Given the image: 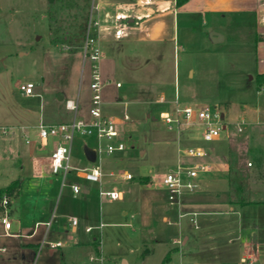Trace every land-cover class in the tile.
<instances>
[{
  "label": "rangeland",
  "instance_id": "374dc122",
  "mask_svg": "<svg viewBox=\"0 0 264 264\" xmlns=\"http://www.w3.org/2000/svg\"><path fill=\"white\" fill-rule=\"evenodd\" d=\"M47 6V0H0V54L8 56L4 63L0 62L1 117L31 101L40 109L42 98L21 96L20 82L24 81L36 83V87L43 88V95L57 102L65 95V100L58 102L63 107L61 112L66 100L76 99L80 91L79 114L89 112L91 66L89 60L84 63L83 43L90 20L99 21L97 36L102 51L100 69L104 90L107 85L113 86V91L122 95L147 85L154 88L151 91L154 96L163 92L168 99L178 97L182 106L212 109L216 106L221 111L228 109L229 104L225 102L235 104L251 98L242 88L248 80L245 71L252 67L254 60L251 41L241 42L235 35L216 43L210 40L211 35H206L207 23L194 22L198 28L190 32L185 18L180 20L176 39L167 37L165 41L155 36L130 34L128 24L124 26L121 20L103 21L98 15L96 0H53L49 16ZM229 19L234 18L227 16L226 20H219ZM28 50L29 55L20 56V51ZM117 81L122 82V88H115ZM167 107L171 109L170 105ZM161 109L157 104L138 102L113 109L117 114L127 113L130 117L127 124L119 126L127 155L124 152L103 154L98 163L107 174L133 176L131 180L104 177L103 187L122 191V199H104L99 195V184H90L72 174L67 175V185L62 187L63 172L54 175L52 182H39L33 192L48 200L45 221H52V226L48 232L47 227L42 226L32 239L1 235L0 248L5 249L0 250V264H127L124 260L128 264L197 261L227 264L235 261L238 257L234 245L238 241L229 242V239L239 234V205L259 199L255 190L257 179L264 173V154H258L257 148L264 147L259 139L264 126L255 124V116L248 110L244 115L252 122L239 131L240 113L232 110L226 114L223 123L227 124V130L222 137L226 143L219 145L222 155L227 153L228 162H234L232 167L235 166L236 171L230 173V188L226 190L223 183H218L210 192L189 196V201H205L207 205L195 208L199 212V229H195L189 216L181 219L180 228L162 220L169 213L167 193L158 181L153 183L152 177L175 166L179 150L191 146L195 139L202 140L204 128L196 125L169 130L159 116ZM149 112L156 118L148 117ZM1 124L6 123L0 119ZM2 137L0 128V139ZM75 143L76 147H81L79 138L76 137ZM141 149L146 151L145 155H141ZM78 157L80 155L74 153L72 164L78 162ZM13 162L10 160L9 165ZM239 169L242 172L238 175ZM71 183L89 185L91 194L86 199L75 195L69 187ZM146 191L157 197L158 210L146 212L143 203L135 200ZM84 203L89 205L88 212L81 206ZM232 206L235 211L231 210ZM124 210L128 215L123 214ZM86 212L88 215L84 216ZM75 215L79 224L73 232L71 217ZM88 226L94 227L91 232L86 230ZM179 228L189 233L190 246L179 247L172 243L173 239L183 237L175 232ZM29 241L38 245H22ZM54 241H60L62 248H56L54 255L47 254V248ZM41 244L44 247L40 251ZM256 253L255 264H264V246H259ZM206 255L213 258L207 259Z\"/></svg>",
  "mask_w": 264,
  "mask_h": 264
},
{
  "label": "crops",
  "instance_id": "0c3cea01",
  "mask_svg": "<svg viewBox=\"0 0 264 264\" xmlns=\"http://www.w3.org/2000/svg\"><path fill=\"white\" fill-rule=\"evenodd\" d=\"M47 4L46 13L48 14L49 7L53 4V0H47ZM96 8L99 17H101L103 21L115 19L117 21L121 20L124 26L128 24V27L126 28L130 34L146 35V37L155 36L164 39L165 41H167V37H173L176 39L178 28L180 27V20L185 18L188 21L187 27L190 32H195L198 28L197 25L207 23L208 30L206 35L210 36L213 32H217L223 37V41L221 42H225L227 36L230 37L235 35L241 39V42H253V65L245 71L248 80L246 85L244 84L242 87L245 88V91L247 90V92L251 94V98H245L246 100L235 104L225 102L226 104H229L228 109L222 110V112L224 117L232 110L239 112L241 115L240 119H246L249 124L252 121L249 122L244 113L251 110L252 114L255 116V124L264 126V85L259 88L256 82L257 74L264 73V0H188L183 4H178L177 0H96ZM227 16H233L234 19L221 21L222 19L226 20ZM220 18L221 20H219ZM194 22H200V24L197 23L196 25ZM29 53H31L30 50L20 51V56L23 57L29 55ZM7 57L8 56L0 54V62L4 63L5 60H7ZM190 72L193 73L192 70H190ZM24 82H20V84ZM117 83H121V86H117ZM122 87V82L117 81L115 88ZM153 89L154 88L151 86L140 85L136 90L129 93L124 92L122 95H119L117 91H113V86L110 87L107 85L105 90L103 89V113L105 115L122 118L127 113H124V115L117 114L116 112H113L116 111L113 110L114 107L121 105H125L126 107L131 102L150 105L157 104L162 108L161 111L168 109L167 106L169 105L172 108L170 102L174 99H168L163 92L154 96V93L151 92ZM35 92L36 95L28 96L21 91V96L28 99H34L36 97L42 98L40 109L38 108L37 103L34 107V104L31 101V103L25 106L22 105L18 107L17 111L11 110L5 116H0V119L6 123L0 125L2 134L4 135V137L0 139V162L2 164L0 166L2 168L0 172V189L8 187L16 180L20 181L19 188L11 196V202L9 205L10 219L12 222L11 229L7 231L4 225L0 222V237L1 235H20L21 237L32 239L42 226L47 227V232L52 226V221L50 226L45 224L48 222L45 221L48 214V200L46 197L34 193L33 190L39 182L47 180H50L51 182L53 181L54 175L51 172V155L57 144L60 142V139L57 137H50L48 140L42 141L39 137V125H54L70 122L76 114L67 107L66 103L63 109L64 112L63 110L61 112L63 107L61 108V105L59 106L58 102L61 104V102L65 100V95H62L63 98H58L59 101L57 102V100L52 99V97L50 99V97L43 95L44 92L42 87H36ZM159 95H164L167 98V102L160 103ZM67 100L78 102V107L80 109V91L76 99L69 98ZM104 106H106L107 109L109 108V110L106 111ZM79 109L76 116L84 117L86 119L90 118L88 112H83L80 115ZM147 116L152 117L153 119L156 118V115L150 112ZM128 122L129 121L122 125H125ZM4 128L9 131H14V134L5 135L3 133ZM77 138H79L81 147H76L78 145L75 143V138L72 146V158L74 157V153L77 155L79 154L80 157H78L77 163L73 162V165L78 167L90 166L93 162H90L87 159L84 149L85 147H88L94 150L97 146V140L95 137L77 136ZM259 139L260 142L264 144V130L259 133ZM223 141L224 140L221 139L208 145L212 153L210 152L207 161L211 163L212 170L204 175L201 189L195 195H201L203 192L212 191L218 183H223L226 190L230 188V173L233 170H236L234 168L235 166L232 167L228 162L226 156L227 153H225L226 146L225 149H223L225 154L222 155L221 153L222 148L219 144ZM191 145L207 144L204 143L203 140L195 139ZM80 149L82 150L80 151ZM257 149L258 154H264V147L259 146ZM140 153L141 155H145L146 151L141 149ZM124 154L127 155V151H125ZM180 159H182V157L179 153L177 163ZM10 160L14 162L9 165ZM215 160L220 161L215 162ZM15 162H17L16 165ZM110 173H105L104 177H115L111 176ZM69 174L86 181L75 171H71ZM257 180L258 188L255 190V194L259 196V199L251 203L248 201L249 204L241 203L239 205L240 210H238V214L241 218L239 222V234L236 238H233L234 240L232 238L229 239V242H234L235 240L238 241L236 245L233 244L234 252L237 253L238 257L235 261H238L244 254L250 251H253L257 256L256 250L258 247L261 245L264 246V173L261 174L260 178ZM86 182L94 184L89 181ZM142 185L150 186L148 184ZM89 187V185H86V187L83 186V192L79 195H82V197H85L86 199V196L91 194V190L88 189ZM135 200L140 204L143 203L146 212H149L151 209L158 210L160 204L157 197L149 194L148 191L144 192L141 198H136ZM204 202H191L188 199L186 201V210L196 211L198 209L196 206L201 207L207 205ZM229 202L234 206H237L235 201L230 200ZM81 206L83 209L85 208L87 212L89 211L87 210L89 209L87 203H84ZM231 210L235 211V207L232 206ZM168 211L169 213L165 214L162 218L164 223L173 226L177 225L181 228L182 218L180 219L178 217V212L171 209L169 204ZM87 212L83 215L87 216ZM123 214L128 215V211L124 210ZM73 217H76V215ZM172 218H175V220L173 221ZM77 225L74 226L72 224L73 232L77 230ZM180 228L175 232L183 236V246L188 247L190 246L191 237L188 232ZM152 233L154 232L152 231ZM211 237L212 236L209 238ZM69 239L72 238L70 237ZM194 244H196V241L193 245ZM22 245L25 247H33L38 244L29 241L24 242ZM42 245L43 244H41L39 249H41ZM4 249L5 248H0V250ZM49 250L50 248L48 247L46 251L47 254L54 255L56 253L55 249L53 252H49ZM205 257L207 259L213 258L211 255H206ZM124 261L128 264L127 260ZM197 263L205 264L201 261H197Z\"/></svg>",
  "mask_w": 264,
  "mask_h": 264
},
{
  "label": "built area",
  "instance_id": "2783aa9c",
  "mask_svg": "<svg viewBox=\"0 0 264 264\" xmlns=\"http://www.w3.org/2000/svg\"><path fill=\"white\" fill-rule=\"evenodd\" d=\"M99 25L97 20L89 21L84 43L83 54L84 63L90 61V89H91V106L89 109L88 119L78 117V102L67 100V107L75 112V117L70 122L54 124V125H39V137L42 141L48 140L50 137H57L60 142L57 144L51 155V172L53 175H59L63 172L62 187L66 184V177L71 171H75L86 181L97 183L100 185L99 195L109 201H116L123 198L124 193L116 188L103 187V177L105 176L104 169L100 161L101 155H112L116 152H125L126 144L120 138L119 126L130 120L129 115L125 114L122 118L105 115L103 113V89L100 61L102 51L99 45V39L96 29ZM94 27V31H92ZM121 86V83H117ZM36 84L34 82H24L20 84V90L28 96L36 95ZM159 102L166 103L164 95H159ZM171 109L162 110L159 114L169 130H180L182 127H191L196 125L203 126L202 140L207 145H191L180 151L182 159L171 167L168 171L152 177L153 183L158 181L160 186L166 190L167 201L171 209L178 212V217L189 216L190 222L195 229H199L198 211L186 210V201L189 196L196 194L201 189V183L204 175L212 170V165L207 161L210 156V148L208 145L222 139L224 131L227 130V124L223 123V112L217 107L210 108L209 106H182L178 97L170 102ZM248 121L241 118L237 123V128L242 131ZM5 135L14 134V131H9L4 128ZM77 136L95 137L97 146L94 149L97 159L90 166L78 167L72 164V146ZM197 159V160H193ZM111 176L122 178L125 180L133 179L130 173H110ZM152 183V184H153ZM69 187L75 195L83 192V188L78 183H71ZM11 196L3 194L0 198V222L5 229L9 231L12 226L10 219L9 205ZM72 224L76 226L78 219L71 217ZM51 225V221L45 223ZM94 227L88 226L86 230L91 232ZM172 243L176 246H183V237L175 238ZM62 246L60 241L50 243L49 252ZM44 246L42 245L40 251ZM40 254V253H38ZM101 259V258H100ZM257 256L253 251L244 254L238 261L229 264H255ZM180 264H200L197 262H181Z\"/></svg>",
  "mask_w": 264,
  "mask_h": 264
},
{
  "label": "trees",
  "instance_id": "16d2710c",
  "mask_svg": "<svg viewBox=\"0 0 264 264\" xmlns=\"http://www.w3.org/2000/svg\"><path fill=\"white\" fill-rule=\"evenodd\" d=\"M188 0H177L178 4H183L184 2H186ZM256 82H257V86L260 88L264 85V73H259L256 76ZM231 165H234V162H231ZM238 174H240L242 172L241 169L238 170ZM20 185V181L16 180L14 182H12L8 187L6 188H2L0 189V198L2 197L3 194H7L9 196H12L15 191L19 188ZM243 204H249L247 201H243Z\"/></svg>",
  "mask_w": 264,
  "mask_h": 264
},
{
  "label": "water",
  "instance_id": "95a60500",
  "mask_svg": "<svg viewBox=\"0 0 264 264\" xmlns=\"http://www.w3.org/2000/svg\"><path fill=\"white\" fill-rule=\"evenodd\" d=\"M211 38H212V40H213L214 42H216V43H219V42L223 41V37H222V35H220V34L217 33V32H213V33L211 34ZM60 98H63V97L60 96ZM223 116H224V115H223ZM84 152H85V155H86L87 159H88L90 162H95V161H96V159H97V155H96V153H95L94 150H92V149H90V148H88V147H85Z\"/></svg>",
  "mask_w": 264,
  "mask_h": 264
}]
</instances>
